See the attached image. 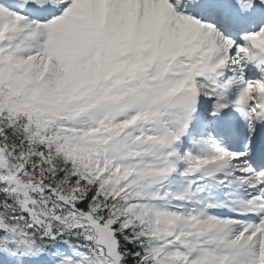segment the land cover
<instances>
[{
    "label": "snow or ice",
    "instance_id": "obj_1",
    "mask_svg": "<svg viewBox=\"0 0 264 264\" xmlns=\"http://www.w3.org/2000/svg\"><path fill=\"white\" fill-rule=\"evenodd\" d=\"M0 264H264V0H0Z\"/></svg>",
    "mask_w": 264,
    "mask_h": 264
}]
</instances>
